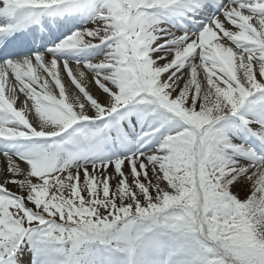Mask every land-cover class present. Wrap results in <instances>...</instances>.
I'll use <instances>...</instances> for the list:
<instances>
[{
  "label": "snow or ice",
  "instance_id": "obj_1",
  "mask_svg": "<svg viewBox=\"0 0 264 264\" xmlns=\"http://www.w3.org/2000/svg\"><path fill=\"white\" fill-rule=\"evenodd\" d=\"M0 264H264V0H0Z\"/></svg>",
  "mask_w": 264,
  "mask_h": 264
}]
</instances>
